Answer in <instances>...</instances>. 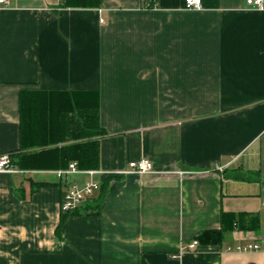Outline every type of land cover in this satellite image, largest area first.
<instances>
[{
  "label": "crops",
  "instance_id": "crops-1",
  "mask_svg": "<svg viewBox=\"0 0 264 264\" xmlns=\"http://www.w3.org/2000/svg\"><path fill=\"white\" fill-rule=\"evenodd\" d=\"M142 3L0 7V156L41 150L44 138L43 149L77 144L50 135L78 133L71 106L97 96L106 134L89 170L108 181L96 209L64 220L59 240L67 184L85 176L0 173V264H264V0L262 9L244 0H201L197 10L184 0ZM26 95L39 117L27 125ZM141 159L153 173L112 174ZM222 212L243 214L247 226L257 217L258 228L181 251L218 229ZM246 244L259 248L226 250Z\"/></svg>",
  "mask_w": 264,
  "mask_h": 264
},
{
  "label": "trees",
  "instance_id": "trees-1",
  "mask_svg": "<svg viewBox=\"0 0 264 264\" xmlns=\"http://www.w3.org/2000/svg\"><path fill=\"white\" fill-rule=\"evenodd\" d=\"M83 7H97L99 0H75ZM73 4V3H72ZM153 4H155V0H143L142 8H152ZM67 4H64V6ZM23 97V96H22ZM26 95V125L33 122L34 117L32 114V109H29V104L27 101ZM93 99H89L88 101L81 104V106L73 105L71 106V110L78 119L79 131L78 133H73L69 131V127H64L63 131L58 135H50V142H54L55 138L60 141H70L72 139H79L77 144L75 145H66L60 148H52V149H43L48 145L49 141L45 140V138L41 141L35 143L39 145L41 150L32 152V153H23L16 152L10 153V162L12 166H15L19 169H47V168H55V169H66L71 162L76 163L77 169L81 170H89L95 169L98 164V143L97 138L102 137L106 134L104 129H102L98 122V102L97 96H94ZM23 100V99H22ZM23 105V103H22ZM47 104L45 102L39 103L38 113L41 115L42 113L47 114ZM31 114V116L29 115ZM25 121V115L23 113L22 107V122ZM68 122V121H67ZM69 123V122H68ZM72 135V136H71ZM94 138V140H93ZM96 138V139H95ZM41 142V143H40ZM33 144V143H31ZM33 146V145H31ZM29 147L26 142L22 139V149ZM104 181V180H103ZM104 183V184H102ZM100 185V193L97 199H93L89 204L88 202L84 203V205L70 213H61L60 220L55 229L56 237L61 240L60 229L64 220L68 216L78 215L80 213L86 212L87 210L96 209L97 200L101 198L106 192V187L108 181L105 180ZM243 214H234V213H224L220 214V227L218 229L212 230H204L201 231L197 236L195 241L198 244L203 246H217L221 245L226 235L232 232L234 229L238 230H257L259 219L254 217L252 220V225L247 226L244 225L241 221L243 218Z\"/></svg>",
  "mask_w": 264,
  "mask_h": 264
},
{
  "label": "built area",
  "instance_id": "built-area-1",
  "mask_svg": "<svg viewBox=\"0 0 264 264\" xmlns=\"http://www.w3.org/2000/svg\"><path fill=\"white\" fill-rule=\"evenodd\" d=\"M248 8L262 9L263 0H244ZM8 0H0V7L7 6ZM201 7V0H184V8L186 10H197ZM13 166L10 162L9 155L0 156V173H12ZM152 163L147 159H141L139 161L129 162L126 170L117 171L112 173L114 175L125 174H147L153 173ZM84 175L85 180L82 184L70 183L67 184L65 193L63 194L60 203L61 213H70L81 208L84 203L90 201L94 194L100 188V178L103 176L101 171H81L78 170L75 163L68 165L67 169L59 171L60 177L67 178L72 175ZM198 245L197 241H193L191 244L183 247L181 251H193ZM259 247L256 244L236 245L234 247L228 246L226 250L228 252H247L257 250Z\"/></svg>",
  "mask_w": 264,
  "mask_h": 264
}]
</instances>
